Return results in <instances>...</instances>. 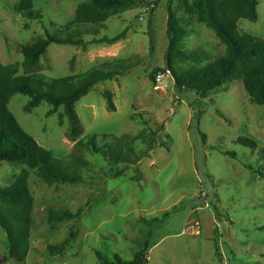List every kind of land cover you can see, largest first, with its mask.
I'll use <instances>...</instances> for the list:
<instances>
[{"label": "rangeland", "instance_id": "rangeland-1", "mask_svg": "<svg viewBox=\"0 0 264 264\" xmlns=\"http://www.w3.org/2000/svg\"><path fill=\"white\" fill-rule=\"evenodd\" d=\"M18 1L0 0V62L18 65L22 75V47L45 37L46 28L65 35V26L86 0H33L44 13L42 20L19 15ZM167 2L162 0L152 15L140 7L110 18L97 38L126 30L115 44H90L87 49L52 44L41 58L36 71L52 78L120 61L134 66L125 75L96 84L77 103L82 126L78 140L91 134L147 135L160 124L164 129L154 139V150L136 166L113 165L102 155L85 151L90 166L83 170L81 184L48 186L26 165L3 162L2 187H10L23 170L30 172L35 223L25 264H101L96 252L111 260L115 253L131 260L146 243L149 264H264V106L253 103L241 81L202 99L179 91L170 74L164 88L155 90L151 73L164 68L168 46ZM173 6L188 30L187 49H199L210 60L225 55L226 47L212 29L188 14L181 0ZM257 13V21L239 22L237 35L264 39V0H259ZM105 90L113 94L115 111L106 108ZM28 101V96L16 94L9 104L23 129L57 157L70 155L77 141L68 138L66 119L59 124L63 108L47 116L50 106L43 103L26 113ZM239 138L255 141L257 148L239 145ZM134 146L143 154L148 141ZM231 152L235 158L228 155ZM137 177L140 181H135ZM64 209L82 210L81 219L48 222L51 211ZM165 212L170 216L163 217ZM141 218L162 223L149 228ZM70 228L76 240L64 255L51 257L48 245L63 243ZM0 264H18L9 257L1 227Z\"/></svg>", "mask_w": 264, "mask_h": 264}, {"label": "trees", "instance_id": "trees-1", "mask_svg": "<svg viewBox=\"0 0 264 264\" xmlns=\"http://www.w3.org/2000/svg\"><path fill=\"white\" fill-rule=\"evenodd\" d=\"M167 1L168 46L164 55L165 66L154 69L151 73L152 79H155L158 73L168 70L179 91L194 92L202 99L226 85L241 81L253 103L264 106V39L249 34H236L241 20L257 21L259 0H181L186 12L197 22L212 29L226 47L225 55L214 60H210L209 56L199 49L185 47L188 30L183 26L182 19L173 6L175 0ZM160 2L161 0H86L78 6L74 19L65 26V35L46 28L45 37L22 47L21 66L24 68V74H19L18 65H5L0 62V165L3 162L26 165L48 186L76 185L85 183L83 170L90 166V162L83 156L85 151L102 155L113 165L136 166L143 157L154 150V139L157 133L164 129V124H160L157 131H150L147 135L116 137L91 134L78 140L82 135V126L76 111L77 103L87 96L96 84L125 75L134 67L133 64L120 61L111 67L95 66L84 73L60 78L48 77L36 69L52 44L87 49L90 44L112 45L121 41L127 34L126 30L114 37L104 35L97 38V35L110 18L140 7L148 8L152 15ZM15 11L25 19L45 18L43 11L35 8L33 0H19ZM85 37L92 39L86 41ZM185 63L190 64L189 68L180 70L177 67ZM16 94L29 97L24 107L26 113H31L43 103L50 106L47 116L58 113L59 109L63 108V113L59 115V124L63 125L66 119L69 123L67 136L71 141H77L70 155L57 157L23 129L9 109L10 101ZM103 96L107 110L115 111L112 92L105 90ZM139 140L148 141L147 150L143 154L134 146ZM237 142L249 149L257 148V143L248 138H239ZM228 155L236 157L233 152ZM137 172L141 173L139 169ZM29 177L30 172L25 169L15 177L10 187L0 186V227L8 239L9 257L18 264H25L29 256L30 238L35 223V201L30 190ZM140 179L137 177L135 181ZM82 213V210L76 213L65 209L51 211L48 222L54 224L78 221ZM168 216L170 212L163 215ZM141 222L153 228L160 226L162 220L155 218L146 221L141 218ZM76 238V232L70 228L68 238L63 243L48 245L50 256L64 255ZM148 251L149 244L146 243L131 260L123 259L118 253L113 255L112 260L101 252H96V256L101 264H149Z\"/></svg>", "mask_w": 264, "mask_h": 264}, {"label": "built area", "instance_id": "built-area-1", "mask_svg": "<svg viewBox=\"0 0 264 264\" xmlns=\"http://www.w3.org/2000/svg\"><path fill=\"white\" fill-rule=\"evenodd\" d=\"M170 71L160 72L155 76L154 88L160 90L166 85L165 80L170 76Z\"/></svg>", "mask_w": 264, "mask_h": 264}, {"label": "crops", "instance_id": "crops-1", "mask_svg": "<svg viewBox=\"0 0 264 264\" xmlns=\"http://www.w3.org/2000/svg\"><path fill=\"white\" fill-rule=\"evenodd\" d=\"M162 1V0H161Z\"/></svg>", "mask_w": 264, "mask_h": 264}]
</instances>
